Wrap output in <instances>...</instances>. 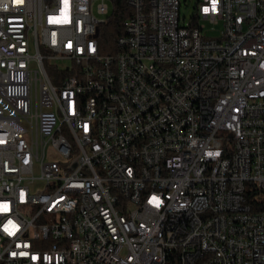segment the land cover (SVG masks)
<instances>
[{"label":"built area","instance_id":"2783aa9c","mask_svg":"<svg viewBox=\"0 0 264 264\" xmlns=\"http://www.w3.org/2000/svg\"><path fill=\"white\" fill-rule=\"evenodd\" d=\"M127 3L0 0V264H264V0Z\"/></svg>","mask_w":264,"mask_h":264},{"label":"trees","instance_id":"16d2710c","mask_svg":"<svg viewBox=\"0 0 264 264\" xmlns=\"http://www.w3.org/2000/svg\"><path fill=\"white\" fill-rule=\"evenodd\" d=\"M111 2V11L106 16L105 22L101 23L97 28V38L102 52L114 53L116 51L117 38L123 33L124 21L133 14V9L128 5L127 0H109ZM41 52H44L40 48ZM43 65L47 75L53 80L56 67L43 59ZM248 186V183L245 184ZM257 191H245V199L250 203L253 211H258L264 208L263 197H255Z\"/></svg>","mask_w":264,"mask_h":264},{"label":"rangeland","instance_id":"374dc122","mask_svg":"<svg viewBox=\"0 0 264 264\" xmlns=\"http://www.w3.org/2000/svg\"><path fill=\"white\" fill-rule=\"evenodd\" d=\"M180 1H181V7H180L181 16L183 18V16L185 15L184 21L187 22V21H189V19L191 18V15L193 14V11H194L196 4H197V0H180ZM106 2L109 5V12H110L112 9L111 2L109 0H106ZM109 12H108V14H109ZM95 13L98 17L105 18V14H98L97 11H95ZM182 22H183V20H182ZM204 24H205V32H207L208 35L218 36L220 34V30L222 28V23L215 25L213 30L210 29L211 28L210 22L205 21ZM248 188H250V187L248 186Z\"/></svg>","mask_w":264,"mask_h":264},{"label":"snow or ice","instance_id":"6c2138e0","mask_svg":"<svg viewBox=\"0 0 264 264\" xmlns=\"http://www.w3.org/2000/svg\"><path fill=\"white\" fill-rule=\"evenodd\" d=\"M17 2L19 3V2H22V0H17ZM207 11V10H206ZM3 209L6 211L7 210V205H4L3 206Z\"/></svg>","mask_w":264,"mask_h":264}]
</instances>
